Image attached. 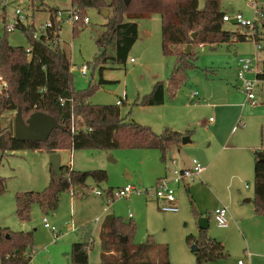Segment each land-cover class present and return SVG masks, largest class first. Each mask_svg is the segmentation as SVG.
<instances>
[{"label":"rangeland","instance_id":"1","mask_svg":"<svg viewBox=\"0 0 264 264\" xmlns=\"http://www.w3.org/2000/svg\"><path fill=\"white\" fill-rule=\"evenodd\" d=\"M256 1L264 5V0ZM197 2L199 9H203L206 0ZM220 4L222 12L230 17L242 14L245 19H255L251 0H220ZM69 6V1H46L42 8L64 9ZM34 16L37 25L47 19L45 12ZM87 16L90 19L88 25L74 31V26L63 24L60 32V44L71 60L75 89L89 90L92 86L89 101L93 105H116L118 100H123L120 106L122 116L127 121L151 127L157 134H161L166 127L194 132L195 143L192 145L195 148L181 149L182 143L178 147L180 149L175 148L176 160L179 162L181 156L189 155L191 161H199L196 153H207L210 162L203 164L205 171L201 180L210 187L211 192L194 193V187L201 182L197 179L196 183H190V192L184 184L176 186L177 213L162 211L159 203L146 195L118 199L105 212L104 198L96 196L93 189L116 192L127 184L151 189L160 171L172 177L174 166L171 160L163 162L159 151L148 149L80 150L73 153L68 150L60 154L63 166L72 164L79 171L105 170L109 176L108 181L97 185L93 180H88L83 191L75 194L72 191L62 192L54 208L48 212L34 204L30 220L23 221L17 215L16 198L27 192H43L49 187L50 155L44 150L30 149L5 154L0 152V176L6 179V191L0 195V228L33 233L34 248L30 264H72L73 244L86 240L94 241L89 250L90 264H100V232L108 230V219L116 216L124 223L135 226L132 239L135 245L151 240L160 249L167 248L169 264H197L196 251L193 250L195 245H190L187 238L191 235L198 237L199 220L205 218L198 216L201 212L210 220L208 235L221 242L229 255L224 260L206 264H264V215L257 214L255 210L253 152H237L232 148L238 144L244 146L240 140L236 142V139L244 135L243 129H246L247 134H257L258 142L264 147V81L257 92L258 105L254 106L249 103L244 105L246 96L241 92L242 83L238 79L240 58L257 57L260 61L259 70L263 71L264 50L257 52L255 44L250 41L222 44L215 49L210 46L196 48L199 56L196 67L187 72L186 82L176 96L173 98L168 93L166 103L162 106H140L136 103L152 92L157 81H167L176 64L175 56L163 54L160 16L139 21V40L125 64L110 62L97 66L95 70L93 65L98 54L96 41L107 19L97 9H88ZM224 27L231 32L242 31L232 23H225ZM0 39L7 40L15 47H29L26 34L19 29L7 34L0 28ZM109 55L114 56L113 49L109 50ZM131 58L137 60V63H131ZM83 65L91 67L87 75L79 72ZM100 67L105 68L103 78L106 83L99 86ZM2 91L0 87V94ZM195 92L200 94V101L192 99ZM237 102L241 103L240 116L244 120L241 125L236 123L234 130L231 124L225 131V139L232 137L229 144L226 140L218 139L212 129L218 124V109L225 110L226 105ZM16 115L15 112H5L1 118L2 126H13L15 132ZM240 116L237 113L235 120ZM235 155H238L243 165L242 170L239 163L226 167L227 161H232ZM214 158H217V162L212 165ZM90 161L97 162L98 165H90L97 169H86ZM246 185L250 188L247 189ZM219 207H226L229 211V226L226 228L219 227L212 216ZM99 217L101 222L97 223ZM44 219H47L50 228L45 226ZM51 228H55L56 232ZM152 257L156 259L154 264L161 258L151 251L146 254V258L155 260Z\"/></svg>","mask_w":264,"mask_h":264},{"label":"trees","instance_id":"2","mask_svg":"<svg viewBox=\"0 0 264 264\" xmlns=\"http://www.w3.org/2000/svg\"><path fill=\"white\" fill-rule=\"evenodd\" d=\"M39 1L33 0V4ZM72 2L82 17L87 16L88 9L110 12L104 30L96 41L98 54L93 70L110 62L125 64L139 40L138 21L160 16L162 51L165 56H175L176 64L167 81L156 82L152 92L136 103L140 106H162L166 103L168 93L173 98L176 96L186 82L187 72L196 67L199 59L196 48L210 46L215 49L222 44L247 42L242 32L225 29L223 18L226 14L221 10L220 0H206L203 9H199L197 0H130L129 5L125 4V0ZM40 10L50 13L54 28L48 31L47 39L40 41L33 39L32 27L23 28L29 46L33 48L30 58L26 48L12 46L7 40L0 39V75L7 84V88L0 94V152L5 154L30 149L44 150L53 155L66 150L148 149L160 151L161 160L166 162L168 151L179 147L186 134L170 128L157 134L149 126L127 121L121 114V105L90 103L92 86L83 91L74 87L71 60L60 44L62 26L55 19L57 8ZM260 24L257 39L264 41V17ZM80 26L86 25L81 21L74 25V31ZM194 34H197L195 39L192 38ZM189 45L192 50L186 53ZM182 47L185 49L181 50ZM110 49L114 50V56L109 55ZM88 67L91 68L90 65ZM104 69L99 68V86L106 83L103 78ZM262 78L264 80V76ZM61 100H66L64 105ZM19 109L25 120L36 112H42L55 118L61 128L55 130L44 142L19 141L15 137L13 126L3 127L1 123L5 112L17 113ZM73 115L76 119L82 118L81 127L75 134L68 127ZM253 153L255 210L257 214L264 215V148L256 149ZM108 178L105 170L77 171L69 166H62V178L58 179L51 167V182L47 189L17 196V215L21 220L28 221L34 204L48 212L54 208L62 192L72 191L75 194L78 189L84 190L88 180L100 185L107 182ZM5 191L6 179L0 176V195ZM107 224L108 230L100 232V264H154V257L152 258L155 260L146 258L150 251L157 257L161 256L155 264H169L167 248L160 249L151 240L139 245L133 243L135 226L124 223L116 216L109 218ZM207 231L200 230L198 237L191 235L187 238L190 245L197 246V264L213 263L229 256L223 244L211 238ZM33 237L31 232H13L9 228H0V264H30L34 248ZM86 238H89V234ZM123 238H127L125 243L122 242ZM93 242L86 240L73 244L72 264H90L89 250Z\"/></svg>","mask_w":264,"mask_h":264},{"label":"built area","instance_id":"3","mask_svg":"<svg viewBox=\"0 0 264 264\" xmlns=\"http://www.w3.org/2000/svg\"><path fill=\"white\" fill-rule=\"evenodd\" d=\"M47 2H70V6L67 8H57L55 12V19L61 24H69L74 26L75 24L83 21L85 25L90 23L88 16L82 17L80 11L73 4L72 0H40L33 4V0H0V28L4 29L8 34L14 33L16 30H23L24 27L30 26L34 29L33 39L40 41L41 39L48 38V31L54 28V22L51 18L49 12L40 10L41 5ZM252 9L255 11V19L248 20L245 19L242 14L236 15V17H230L226 15L223 18L225 23L236 22V25L242 29V35L245 40L253 42L257 52L264 50V41H259L257 39L258 26H261V20L264 17V5L259 4L256 0H251ZM45 12L47 14V19L40 22L38 25L35 22V14ZM32 13V14H31ZM49 40V39H48ZM33 48L29 46L26 48L28 57L32 55ZM135 59H131V63H134ZM260 61L257 57L254 58H240L238 61V79L242 83L241 92L246 96L247 103L251 105H258L257 92L262 84L264 69L259 70ZM90 69L87 65H83L79 68V72L82 75H87ZM254 74L255 77L250 78L249 75ZM0 87L1 90L7 88L6 82L0 75ZM199 96L198 92L192 95V99L197 100ZM199 100V99H198ZM200 101V100H199ZM66 100H61L62 105H64ZM70 102H73L70 100ZM117 105H122V101H118ZM213 122V119H211ZM69 130L72 134H75L80 129L77 126V119L73 115L69 123ZM171 162L174 166L172 172V177L164 176L160 178L154 187L151 189H145L140 187H135L132 185H127L125 188L114 192L110 190L108 192L99 191L93 189V193L98 197H103L105 206L104 211L108 212L110 206L118 199H128L133 195H146L154 200H156L160 209L168 213L179 212V207L177 205L176 198V186L184 184L186 187L190 183H194L197 179H201V175L205 171V167L199 163L198 160L194 159L191 161V166L189 168H178V162L176 158H172ZM72 165V164H71ZM69 166L72 168V166ZM249 189L250 186L246 185ZM105 196V197H104ZM229 211L226 207L217 208L213 217L217 222L218 226L221 228H226L229 226ZM101 218H97L96 222H100ZM45 226L50 228L47 219H44ZM53 232H56L55 228H51Z\"/></svg>","mask_w":264,"mask_h":264},{"label":"crops","instance_id":"4","mask_svg":"<svg viewBox=\"0 0 264 264\" xmlns=\"http://www.w3.org/2000/svg\"><path fill=\"white\" fill-rule=\"evenodd\" d=\"M140 21V20H139ZM139 21H138V27H139V30H140V26H139ZM242 32V31H241ZM240 32V33H241ZM101 35V34H100ZM203 47H206V46H200L199 48H203ZM131 59H134V58H131ZM131 61V60H130ZM134 63H137V60H135V62ZM158 82V81H157ZM198 99L199 100H201V97H200V94H199V96H198ZM194 100V99H193ZM118 101H122V104H123V100H118ZM117 101V102H118ZM241 102V101H240ZM117 104V103H116ZM245 104H248L247 103V101H245V103H244V105ZM250 104V103H249ZM219 108V107H218ZM225 110H222L221 108H219L218 109V111H217V113H219V120H218V124L217 125H214V129H212L213 130V132H214V134H215V136L219 139H221V140H226V143H231V140H232V137H226V139H225V131L229 128V126L231 125V124H233V130H234V128L236 127L235 125H236V123L238 124L239 123V125H241V123H242V121L244 120L243 118H241V116H240V114H241V112H242V106H241V103H234V104H228V105H226L225 106ZM217 109V108H216ZM220 109H221V111H220ZM238 113V115L240 116L237 120H235V115ZM252 118V117H251ZM210 119H212V118H210ZM212 124V123H211ZM166 128H170V129H173V128H171V127H166ZM173 130H175V129H173ZM246 129H243L242 130V132H243V136H242V138H240V139H236V142L238 143L239 142V140H240V142L241 143H244V146H240L239 144L237 145V146H233L232 148L233 149H235L237 152H242V151H244V152H247V153H252V152H254V150H256V149H260V148H264V147H262V143L260 144L259 142H258V136H257V134H254V133H250V134H247L246 133V131H245ZM175 131H178V132H180V133H182V134H186V137H189L190 138V142L188 143V144H186V145H184L183 144V146H182V148L181 149H183L184 147L185 148H188V149H190V148H195L194 147V145H192V144H194L195 143V134H194V132H191V131H186V132H182L181 130H175ZM188 134V135H187ZM210 145H212L213 143H209ZM182 145V144H181ZM178 148V147H177ZM228 148H230V146L228 147ZM178 149H180V148H178ZM224 149H227L226 147H224ZM66 151H68V150H66ZM158 151V150H157ZM73 152H75L74 150H71V153H73ZM160 152V151H159ZM179 152V151H178ZM224 152H226V151H224ZM62 152H60L59 154H61ZM161 154V153H160ZM198 156H199V161H200V163L203 165V164H207V163H209L210 161H209V158L207 157V153H205V154H202V153H196ZM220 156V155H219ZM218 156V157H219ZM251 156H252V154H251ZM253 156H254V153H253ZM172 158H177V153L175 152V148H173V149H171V150H169L168 151V153H167V159H166V162H169V159L171 160ZM234 158V159H233ZM197 160V159H196ZM177 162H178V160H177ZM216 162H217V158H214V160H212V165H215L216 164ZM90 164H89V168H86V169H97V168H92L90 165H92V164H95V165H98V164H96L97 162H95V161H90L89 162ZM227 165H226V167H228L229 165H233L234 163H239V165H241V170L243 169V165L240 163V161L238 160V155H235V157L233 156L232 157V161L231 160H228L227 161ZM61 165L63 166V164H62V158H61ZM71 165V164H70ZM69 165V166H70ZM211 165V166H212ZM72 166V169H74L73 168V165H71ZM178 166L179 167H181V168H189L190 166H191V159L189 158V155H186V156H181L180 157V160H179V162H178ZM204 166V165H203ZM97 167H100V166H97ZM205 167V166H204ZM217 169L218 170H220V167H217ZM74 170H76V169H74ZM77 171H79V170H77ZM167 174L168 173H163L162 171H160L158 174H157V179H156V182L160 179V178H162V177H164V176H167ZM201 182L199 183V185H197L196 187H194V190H196V191H194V193H196V194H198V192H211L210 190H209V186L207 185V184H205L201 179H199ZM156 182H155V184H156ZM196 183V182H195ZM127 185H130V184H127ZM126 185V186H127ZM79 190V189H78ZM186 190L187 191H189L190 192V190H191V186L189 185L188 187H186ZM80 191V190H79ZM104 201V200H103ZM250 201V200H249ZM249 201H247V202H249ZM199 215L200 216H203V217H207V216H204L203 214H201V212L199 213ZM213 216V215H212ZM131 217H132V215H131ZM101 222V221H100ZM99 223V222H98ZM200 230V229H199Z\"/></svg>","mask_w":264,"mask_h":264},{"label":"water","instance_id":"5","mask_svg":"<svg viewBox=\"0 0 264 264\" xmlns=\"http://www.w3.org/2000/svg\"><path fill=\"white\" fill-rule=\"evenodd\" d=\"M130 0H125V4L129 5ZM102 15L107 19L110 16V12L107 10L101 11ZM233 25H236V22H232ZM197 34L192 35V38L195 39ZM192 46L189 45L185 52L190 53ZM82 123V118L77 119V126L80 128ZM58 121L49 116L48 114L42 112H36L32 114L27 120L24 119L22 110L19 109L15 118V137L22 142H44L46 141L51 134L60 129ZM189 137H184L182 143L184 145L190 142ZM50 164L51 167L58 177L62 178V165H61V155L59 153L50 155ZM80 190V189H79ZM250 202V201H249ZM209 218H201L199 220V229L208 230L209 229ZM127 238H123L122 242L125 243ZM194 251H197V246L193 247Z\"/></svg>","mask_w":264,"mask_h":264}]
</instances>
